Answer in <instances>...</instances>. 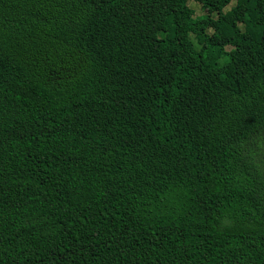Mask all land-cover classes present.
Here are the masks:
<instances>
[{
  "label": "trees",
  "instance_id": "16d2710c",
  "mask_svg": "<svg viewBox=\"0 0 264 264\" xmlns=\"http://www.w3.org/2000/svg\"><path fill=\"white\" fill-rule=\"evenodd\" d=\"M188 1L0 0V264H264V0Z\"/></svg>",
  "mask_w": 264,
  "mask_h": 264
},
{
  "label": "rangeland",
  "instance_id": "374dc122",
  "mask_svg": "<svg viewBox=\"0 0 264 264\" xmlns=\"http://www.w3.org/2000/svg\"><path fill=\"white\" fill-rule=\"evenodd\" d=\"M187 6H188L190 9L196 11L197 14L200 13V15H198V16L204 15V13L202 14L201 11H200V10H201V9H200V6H199L195 1H193V0H189V1L187 2ZM198 10H199V11H198Z\"/></svg>",
  "mask_w": 264,
  "mask_h": 264
}]
</instances>
